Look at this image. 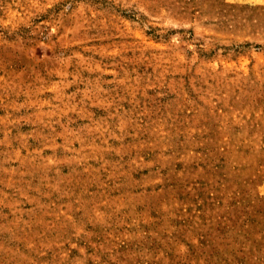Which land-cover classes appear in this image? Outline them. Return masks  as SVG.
<instances>
[{
    "label": "rangeland",
    "instance_id": "374dc122",
    "mask_svg": "<svg viewBox=\"0 0 264 264\" xmlns=\"http://www.w3.org/2000/svg\"><path fill=\"white\" fill-rule=\"evenodd\" d=\"M0 264H264V0H0Z\"/></svg>",
    "mask_w": 264,
    "mask_h": 264
}]
</instances>
